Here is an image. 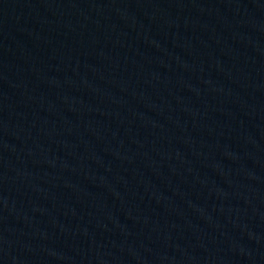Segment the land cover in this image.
<instances>
[{"label": "water", "instance_id": "1", "mask_svg": "<svg viewBox=\"0 0 264 264\" xmlns=\"http://www.w3.org/2000/svg\"><path fill=\"white\" fill-rule=\"evenodd\" d=\"M0 264H264V0H0Z\"/></svg>", "mask_w": 264, "mask_h": 264}]
</instances>
